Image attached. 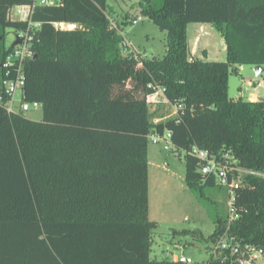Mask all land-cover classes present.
<instances>
[{
  "label": "trees",
  "instance_id": "1",
  "mask_svg": "<svg viewBox=\"0 0 264 264\" xmlns=\"http://www.w3.org/2000/svg\"><path fill=\"white\" fill-rule=\"evenodd\" d=\"M60 1L35 5L31 20L40 25L24 61L23 102L16 109L14 97L10 113L0 103V264H180L150 258L157 224L148 216L149 134L170 131L185 151L186 186L195 194L213 179L201 178L186 151L193 144L264 173V98L228 95L230 65L264 68V0H141V12L167 37L166 53L151 59L133 49L123 54L107 0ZM32 2L0 0V85L12 48L6 29L27 28L11 19V9ZM191 22L217 28L225 61L191 55ZM127 81L132 86L122 89ZM158 86L181 108L177 117L152 122ZM34 102L40 120L21 112ZM240 178L238 218L216 217L207 241L230 235L238 246L264 251V177ZM212 251L206 264H235L241 256Z\"/></svg>",
  "mask_w": 264,
  "mask_h": 264
},
{
  "label": "rangeland",
  "instance_id": "2",
  "mask_svg": "<svg viewBox=\"0 0 264 264\" xmlns=\"http://www.w3.org/2000/svg\"><path fill=\"white\" fill-rule=\"evenodd\" d=\"M142 3L141 0H107L106 14L111 26L123 35V40L130 43V48L132 47L137 55L147 59L161 58L167 49L166 32L160 30L151 18L141 12ZM14 15L12 13V16ZM138 17L140 20L137 19ZM67 25L64 24L62 29L67 28ZM14 33L15 30L12 28L6 29V45L12 43ZM187 35L189 43L191 42L194 48L198 47L197 51L191 55L206 60H226L227 53L223 38L213 24L188 23ZM196 37L199 41L197 45ZM204 48L208 53L203 54ZM132 84L130 81L125 82L122 89H127ZM250 93H256L264 98V71L255 76L251 65H230L229 97L247 98ZM20 97V92L17 91L14 106L16 109H18ZM151 110L152 122H157L156 119L163 121L173 116L172 107L166 103L155 104ZM21 112L31 119H41V110L33 108L31 104ZM146 160L148 163V216L157 224L151 236L150 258H164L176 262L174 257L184 256L192 260L189 264H206L209 249L214 250L217 246L207 241L213 232L214 220L216 217L223 218L228 214L226 190L214 181L212 185H202L198 194L192 192L186 186V168L182 151L173 149L165 151L161 145L149 141Z\"/></svg>",
  "mask_w": 264,
  "mask_h": 264
},
{
  "label": "built area",
  "instance_id": "3",
  "mask_svg": "<svg viewBox=\"0 0 264 264\" xmlns=\"http://www.w3.org/2000/svg\"><path fill=\"white\" fill-rule=\"evenodd\" d=\"M60 2V0H33L31 4L16 5L11 9V19L27 22V28L25 30L15 31L12 48L6 54L2 64L5 77L2 79L0 85V103L5 106L6 111L9 113L14 111L13 106L16 92L21 91L24 85V61L33 56L32 45L35 31L40 25L39 22H33L31 20L33 9L36 4L54 5ZM12 13L15 15L12 16ZM137 19L140 20V17ZM55 26L62 28L64 23H55ZM30 27H33L34 30L32 31ZM16 40H20V42H15ZM121 45L123 54L132 52L133 48H130V43L128 41L125 42L124 40ZM134 56L137 58L140 57V55L137 54H134ZM19 100L23 102L22 99ZM150 101V106H154L155 104L159 105L161 103L169 104L173 110V116L171 117H177L178 111L181 108L179 103H173L163 98V89L160 86H158L155 93L150 96ZM32 107L38 108L39 104L34 102ZM149 140L153 144L161 145L162 149L165 151L170 149L179 150L173 145L169 130H166L163 134L152 132L149 134ZM186 151L196 158L197 171L202 179H213V182L216 181L220 187L226 190L228 197V222L236 220L238 214L236 213L235 201L237 190L241 187L240 175L247 174L264 177V173L240 166L235 157L226 151L221 152V154L217 156L196 144L191 145ZM215 249L220 251L224 249L238 250L241 256L237 258L235 264H264V251L262 248L253 246L252 244L238 246L235 244L234 237L230 235L221 237ZM176 261L180 264H189L192 262L190 258L184 256H179L176 258Z\"/></svg>",
  "mask_w": 264,
  "mask_h": 264
},
{
  "label": "crops",
  "instance_id": "4",
  "mask_svg": "<svg viewBox=\"0 0 264 264\" xmlns=\"http://www.w3.org/2000/svg\"><path fill=\"white\" fill-rule=\"evenodd\" d=\"M201 27H202V25H200ZM200 30H198V32H199ZM188 43H189V41H188ZM195 44L197 45V44H199V41H198V39H197V37H196V39H195ZM194 44V45H195ZM223 44H224V48H225V43H224V41H223ZM198 48V47H197ZM197 48H194L192 45H191V42L189 43V49H190V53L192 54V53H194V52H196L197 51ZM203 51V54H205V53H208L207 52V50H206V48H204V49H202ZM258 98H261L259 95H257L256 93H250V94H248V96H247V98L246 99H248V100H250V101H254L255 99H258ZM159 120H161V119H159ZM158 119H156L155 121H159ZM176 258L177 257H174V260H176Z\"/></svg>",
  "mask_w": 264,
  "mask_h": 264
},
{
  "label": "water",
  "instance_id": "5",
  "mask_svg": "<svg viewBox=\"0 0 264 264\" xmlns=\"http://www.w3.org/2000/svg\"><path fill=\"white\" fill-rule=\"evenodd\" d=\"M74 28H75V25L74 24H68L67 25V29H74ZM17 41L20 42V40H16L15 42H17ZM253 70H254V75L255 76H258L259 74H261L263 72L264 68L262 66H260V65H255V66H253ZM261 99L262 98H258V100H261ZM149 108L151 110L152 109V106H149Z\"/></svg>",
  "mask_w": 264,
  "mask_h": 264
}]
</instances>
